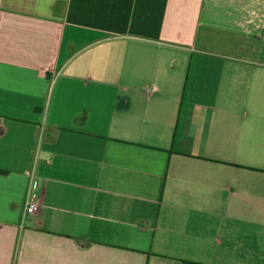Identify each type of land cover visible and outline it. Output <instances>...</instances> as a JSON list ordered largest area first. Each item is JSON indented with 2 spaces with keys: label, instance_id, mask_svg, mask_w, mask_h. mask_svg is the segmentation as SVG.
I'll list each match as a JSON object with an SVG mask.
<instances>
[{
  "label": "crops",
  "instance_id": "1",
  "mask_svg": "<svg viewBox=\"0 0 264 264\" xmlns=\"http://www.w3.org/2000/svg\"><path fill=\"white\" fill-rule=\"evenodd\" d=\"M0 264H264V0H0Z\"/></svg>",
  "mask_w": 264,
  "mask_h": 264
},
{
  "label": "built area",
  "instance_id": "2",
  "mask_svg": "<svg viewBox=\"0 0 264 264\" xmlns=\"http://www.w3.org/2000/svg\"><path fill=\"white\" fill-rule=\"evenodd\" d=\"M39 185L37 180L31 179L29 184V189L24 201V215L36 214L39 212L41 205L40 203L32 197L33 193H37Z\"/></svg>",
  "mask_w": 264,
  "mask_h": 264
}]
</instances>
